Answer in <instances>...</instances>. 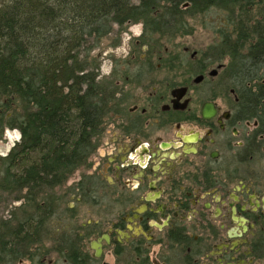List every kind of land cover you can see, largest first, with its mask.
I'll use <instances>...</instances> for the list:
<instances>
[{"label": "flooded vegetation", "instance_id": "obj_1", "mask_svg": "<svg viewBox=\"0 0 264 264\" xmlns=\"http://www.w3.org/2000/svg\"><path fill=\"white\" fill-rule=\"evenodd\" d=\"M136 29L107 78L97 56L108 112L74 172L29 176L40 159L0 105V202L20 201L0 206V264H264V76L143 22L116 33Z\"/></svg>", "mask_w": 264, "mask_h": 264}, {"label": "trees", "instance_id": "obj_2", "mask_svg": "<svg viewBox=\"0 0 264 264\" xmlns=\"http://www.w3.org/2000/svg\"><path fill=\"white\" fill-rule=\"evenodd\" d=\"M211 8L228 15L216 53L231 58L230 71L264 76V0H0V105L40 159L27 174L74 172L91 153L110 99L93 53L115 26L173 35L185 14Z\"/></svg>", "mask_w": 264, "mask_h": 264}, {"label": "rangeland", "instance_id": "obj_3", "mask_svg": "<svg viewBox=\"0 0 264 264\" xmlns=\"http://www.w3.org/2000/svg\"><path fill=\"white\" fill-rule=\"evenodd\" d=\"M183 10L188 9V7L182 8ZM183 27L184 30H182V33H185L183 35L184 37H172L171 35L166 34L165 36H158L163 39V44L171 47L176 44H179L182 39H188V41H194V45L197 46L198 49L205 51V52H216L217 46L219 43V32L220 31H227L229 32V20L228 15L225 11L218 9V8H211L204 13L199 14H185L183 16ZM118 29V26H115L114 31L110 37L105 39L101 46L95 50L93 53L95 56H99L100 60H102V68H101V78H107L108 75L113 71L115 68V60L118 61L123 56L119 52L118 45V39L121 37L123 39V46H127L129 43L132 44L134 41V38L137 36L138 29H136L134 34H125L122 33L120 36L118 33H116ZM125 31V30H124ZM188 35V36H187ZM120 58V59H119ZM13 134H16L13 133ZM13 142V140H12ZM6 142L3 141L0 143V147L6 146ZM32 158H36V155L34 156H28ZM80 175H76L75 178H78ZM65 188H62L59 192H56L59 196L63 195ZM25 193L19 194V196L25 197ZM4 199L2 202H0V206H2L3 210L5 211V214H9L10 212L14 211L15 208H17L20 205V201L17 202L15 199L17 197V194H6L4 195ZM19 198V197H17ZM71 202L75 207H89V206H96L95 204L91 203L87 206L84 203H80L78 201L74 202L73 200L67 201V204ZM2 212V211H1ZM0 216L2 214L0 213ZM2 220V219H0Z\"/></svg>", "mask_w": 264, "mask_h": 264}, {"label": "water", "instance_id": "obj_4", "mask_svg": "<svg viewBox=\"0 0 264 264\" xmlns=\"http://www.w3.org/2000/svg\"><path fill=\"white\" fill-rule=\"evenodd\" d=\"M242 1H246V0H242ZM189 4H186V7L188 6Z\"/></svg>", "mask_w": 264, "mask_h": 264}]
</instances>
